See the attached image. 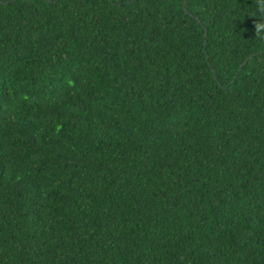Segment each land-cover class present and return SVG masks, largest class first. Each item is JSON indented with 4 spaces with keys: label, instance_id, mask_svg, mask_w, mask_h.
I'll return each instance as SVG.
<instances>
[{
    "label": "trees",
    "instance_id": "obj_1",
    "mask_svg": "<svg viewBox=\"0 0 264 264\" xmlns=\"http://www.w3.org/2000/svg\"><path fill=\"white\" fill-rule=\"evenodd\" d=\"M132 1L0 0V264H264L255 0Z\"/></svg>",
    "mask_w": 264,
    "mask_h": 264
},
{
    "label": "clouds",
    "instance_id": "obj_2",
    "mask_svg": "<svg viewBox=\"0 0 264 264\" xmlns=\"http://www.w3.org/2000/svg\"><path fill=\"white\" fill-rule=\"evenodd\" d=\"M256 16L259 19L254 23L255 35L264 39V0H255ZM71 83V81H69Z\"/></svg>",
    "mask_w": 264,
    "mask_h": 264
},
{
    "label": "water",
    "instance_id": "obj_3",
    "mask_svg": "<svg viewBox=\"0 0 264 264\" xmlns=\"http://www.w3.org/2000/svg\"><path fill=\"white\" fill-rule=\"evenodd\" d=\"M132 2H135V0H133ZM249 62V60H247L243 66L247 65V63Z\"/></svg>",
    "mask_w": 264,
    "mask_h": 264
}]
</instances>
